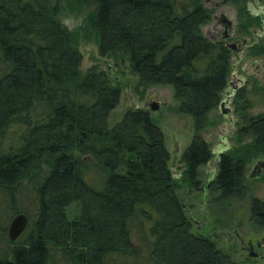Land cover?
<instances>
[{
    "label": "trees",
    "instance_id": "trees-1",
    "mask_svg": "<svg viewBox=\"0 0 264 264\" xmlns=\"http://www.w3.org/2000/svg\"><path fill=\"white\" fill-rule=\"evenodd\" d=\"M69 2L89 9L100 56L128 61L140 87H172L194 124L182 162L198 187L214 153L202 133L232 58L202 30L212 12L203 0ZM61 11L56 0H0V264H243L193 231L151 112L130 109L110 124L122 90L98 66L81 75L83 56ZM237 112V144L219 155L210 186L225 201L245 197L246 167L264 157V113L239 103ZM13 124L23 129L7 144ZM20 214L28 225L12 241ZM251 215L264 229V201L252 200Z\"/></svg>",
    "mask_w": 264,
    "mask_h": 264
},
{
    "label": "rangeland",
    "instance_id": "rangeland-1",
    "mask_svg": "<svg viewBox=\"0 0 264 264\" xmlns=\"http://www.w3.org/2000/svg\"><path fill=\"white\" fill-rule=\"evenodd\" d=\"M56 1H59L62 7L59 18L65 26L74 31L77 37L78 49L83 56L80 66L81 75H85L90 68L98 66L105 70L112 83L122 90L120 104L112 112L110 124L114 125L123 118L128 110L138 107L149 110L154 122L163 131L166 146L170 153L169 166L172 168L177 184L176 194L194 221L193 231L212 238L222 250L237 262L263 264L264 258L261 260L256 256H251L249 248L252 245L256 253L264 251V248H258V244L264 242V229L253 225L251 215L252 200L264 201V174L259 177L250 176L257 162L259 160L264 162V157L260 156L247 165V194L243 199L220 200L219 193L210 186L219 170V155L222 153H217L216 150L224 148L226 144L231 147L237 144V131L242 124V117L237 112L238 103L246 107V112L249 115L256 116L264 113V41L247 50L241 62H239L238 54L232 52L233 61L228 83L234 80L233 68L237 63H239V74H241L243 73L242 67L247 65L248 61L256 59V62H253L251 66L256 68V65H262L263 73L256 76L254 72H250L249 84L243 98L238 96L234 98V102L231 104L233 111L230 116L236 117L237 122L235 124L231 125L230 120H227L219 107L210 115V126L203 131L202 135L214 153L211 161L200 168V183L198 187H195L186 179L187 168L182 162V156L195 135L194 124L189 116L179 112V105L174 98L172 87L162 85H154L147 89L140 87L139 80L131 72L128 61L123 62L100 56L98 41L87 27L89 9L76 7L69 0ZM251 1L203 0L204 5L212 12L211 22L202 28L205 36L210 40L215 41L217 39L218 32L222 29L217 17L224 14L234 22L230 42H242L246 36L252 38V30L256 20L248 10L247 5ZM157 102H160L161 107L158 110L151 109V104ZM22 129L19 124H13L9 130L7 144L17 140ZM221 132H224V138L220 137ZM173 165L174 167H172ZM79 214L80 206L72 204L68 209L69 218L75 219ZM199 226L200 228H198Z\"/></svg>",
    "mask_w": 264,
    "mask_h": 264
},
{
    "label": "flooded vegetation",
    "instance_id": "flooded-vegetation-1",
    "mask_svg": "<svg viewBox=\"0 0 264 264\" xmlns=\"http://www.w3.org/2000/svg\"><path fill=\"white\" fill-rule=\"evenodd\" d=\"M248 10L252 17L256 20V23L253 27L252 35L253 37L246 36L243 38L242 42L234 41L230 42L232 38L233 28H234V22L226 15L222 14L220 17H217V20L219 24L221 25L222 29L218 32L217 39L213 42L221 43L224 46H226L231 53L234 51L239 56V62L243 61L244 54L247 50L251 49V47L256 46L257 44H260L261 41H264V0H252L248 3ZM232 61L233 58H231V67H232ZM256 62V59H252L248 61V64L242 67L243 73L239 74V63L237 65L235 64L233 68V78L234 80L229 82L227 84V87L224 91V96L222 94V100H225L227 98H231V103L234 102V98L236 96H244L246 87L249 84L248 76L250 72H254V75H259L263 73L262 65L258 64L256 65V68H253L251 65L252 63ZM239 94V95H238ZM220 102V103H221ZM233 110H231L232 112ZM229 113V116L231 114ZM226 117V115H225ZM232 117V116H230ZM227 118V117H226ZM229 121V119H227ZM237 122L236 117H233V119L230 121L231 125L235 124ZM251 246L250 245V253H251ZM254 248V246H252ZM259 249L264 248V242L258 244ZM255 248L253 249V251ZM257 258H260L261 260L264 258V251H260L259 253H256ZM264 264V263H263Z\"/></svg>",
    "mask_w": 264,
    "mask_h": 264
},
{
    "label": "water",
    "instance_id": "water-1",
    "mask_svg": "<svg viewBox=\"0 0 264 264\" xmlns=\"http://www.w3.org/2000/svg\"><path fill=\"white\" fill-rule=\"evenodd\" d=\"M230 103H231V98L229 97V98L223 100L220 103L219 108H220L221 112L224 115H226L227 119H229L231 121L233 119V117L229 116V113L232 110V107H231ZM160 107H161L160 102L151 104V109H153V110H158ZM220 137L224 138V132H221ZM229 147L230 146L226 144L224 146V148L217 149L216 151H217V153H221V152L223 153L224 150H227ZM172 167H174V165ZM262 174H264V162L262 160H259L257 162L256 166L254 167L253 171L251 172L250 176L251 177H259ZM27 225H28V218H27L26 215L20 214V215L16 216L12 220V222L10 224V227H9V237H10V239L12 241L18 239L24 233V231L26 230ZM198 228H200V226ZM253 249L254 248L251 246L250 255L251 256H256V254L254 253Z\"/></svg>",
    "mask_w": 264,
    "mask_h": 264
}]
</instances>
